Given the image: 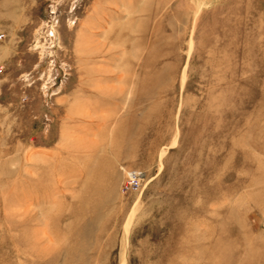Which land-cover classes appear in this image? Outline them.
Returning a JSON list of instances; mask_svg holds the SVG:
<instances>
[{"label": "rangeland", "instance_id": "rangeland-1", "mask_svg": "<svg viewBox=\"0 0 264 264\" xmlns=\"http://www.w3.org/2000/svg\"><path fill=\"white\" fill-rule=\"evenodd\" d=\"M0 264H264V0H0Z\"/></svg>", "mask_w": 264, "mask_h": 264}, {"label": "built area", "instance_id": "built-area-1", "mask_svg": "<svg viewBox=\"0 0 264 264\" xmlns=\"http://www.w3.org/2000/svg\"><path fill=\"white\" fill-rule=\"evenodd\" d=\"M139 177L136 172H126V180L122 185L123 191L131 189L133 186L138 185Z\"/></svg>", "mask_w": 264, "mask_h": 264}]
</instances>
